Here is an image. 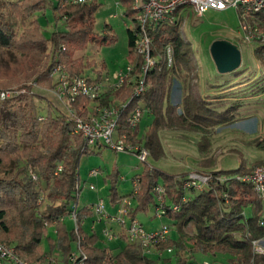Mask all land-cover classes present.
Listing matches in <instances>:
<instances>
[{
    "label": "trees",
    "instance_id": "16d2710c",
    "mask_svg": "<svg viewBox=\"0 0 264 264\" xmlns=\"http://www.w3.org/2000/svg\"><path fill=\"white\" fill-rule=\"evenodd\" d=\"M45 1L9 0L6 6L0 4V52L10 48L20 52L16 59L9 58V68L0 73V90L27 88L26 93L0 101V239L14 244L19 254L31 261H47L48 255L58 250L62 256V263H58H69V256L75 244H78L80 235L81 248L88 256L86 264H161L159 259L171 262L170 257L143 255L133 242H125L113 248L102 246L96 232L88 233L83 229L82 220L91 214L86 208L78 210L79 235L74 227L69 228L66 223L55 224L56 238L48 235L47 227L68 214L77 200L80 157L87 151H83V136L74 132L75 124L66 112L58 111L49 103L48 113L42 115L43 120L39 119L41 114L36 99L40 96L31 92L33 85L30 82L45 81L53 88L56 82L51 72L57 64H64L71 76L84 75L88 67L96 65L94 60L75 56V53L78 47L87 46L96 36L99 37L95 30L94 16L99 4L94 0L61 6L58 0L54 7L55 15L57 22L66 20L65 29L57 28L47 38L40 21L34 20L32 27H25L18 35L12 18H26L43 10ZM119 2L127 6L125 14L132 16L136 22L134 27L128 28V61L135 64V73L138 74L144 65V58L137 56L135 51L137 37L134 29L138 28V24L132 10V0ZM181 9H178V15ZM253 20L264 32V9L256 13ZM147 30L151 37V54L156 58V64L147 72L146 92L126 107L121 131L129 132L128 113L140 102L153 119L145 133L140 132V124L130 135L132 140L143 142L150 156L155 159L163 156L164 147L159 133L171 128L201 133L199 149L206 153L213 129L230 121L237 107L216 110L192 86H188L185 88L180 112V104H174L171 99L173 82L176 78L186 80L198 68L194 47L183 37L181 19L175 23L148 25ZM102 39L105 42L109 40L107 36ZM169 45L174 51L172 65H168L165 55ZM254 55L264 69V43H258ZM234 72L242 78L237 70ZM101 76L102 72L98 71L97 77ZM132 91L133 88L126 85L110 101L116 102L115 98L126 101ZM88 103L86 97H79L72 106L84 115ZM251 143L264 150V138L254 139ZM20 161L24 164L20 165ZM60 163L63 165L62 171L54 175ZM263 163L264 158L249 167L241 163L237 170H210L216 176L225 174L228 178L224 181L214 179L210 187L203 191L194 188L185 191L182 188L183 178L188 171L180 175L170 174L147 165L140 174V189L131 213L135 215L137 212H146L149 204L154 203L153 188L162 174L168 204L180 203L181 209L169 210L166 215L172 220L171 224L176 228L178 236L160 245V249L173 245L176 256L177 249L181 248L212 253L215 258L218 254L228 255V264H264V255L256 254L252 245L253 239L264 237V224H261L264 221V200L258 198L251 184L237 178L251 171L255 165ZM30 169L38 175L37 180L31 177ZM117 181L118 173H115L111 187L114 202L122 198L117 193ZM225 194L228 199L224 197ZM40 196L43 198L41 202ZM184 196L186 200H183ZM246 208L251 210L250 215L245 214ZM45 221L49 225H45ZM187 225L193 227L192 236L185 231ZM46 238L49 250L42 246ZM177 259L176 264H195L189 258Z\"/></svg>",
    "mask_w": 264,
    "mask_h": 264
},
{
    "label": "rangeland",
    "instance_id": "374dc122",
    "mask_svg": "<svg viewBox=\"0 0 264 264\" xmlns=\"http://www.w3.org/2000/svg\"><path fill=\"white\" fill-rule=\"evenodd\" d=\"M9 0H0V4L6 6ZM21 1V0H14ZM99 6L95 11V30L99 34L87 46L78 47L75 56H84L85 59L94 60L96 65L88 67L84 75L94 77L98 71L102 75L113 74L128 65L129 42L128 28L135 26V20L128 16L127 6L119 0H97ZM58 0H46L45 8L34 12L29 17H13L14 29L19 35L23 29L33 26L34 20H39L41 28L47 38H50L57 28L65 29L66 20L57 22L55 5ZM183 37L191 43L195 50L197 69L186 80L174 79L171 99L174 104H180L185 93V88L192 86L203 99L210 102L211 106L219 111L230 107H237L230 121L216 126L209 135L210 145L206 153L199 149L201 133L186 129H163L159 136L164 147V154L159 159L148 157L147 163L142 162L136 154L127 151H116L102 146H90V149L80 157L78 173L81 184L80 196L76 202L79 209L95 203L102 198L109 206L111 198L112 178L118 173L116 184L118 195H128L134 189V177L143 173L145 167L158 168L170 174L180 175L191 170H237L241 163L248 167L253 162L264 158V150L252 144L254 139L264 138V69L254 55V48L258 42H245L238 34L240 17L237 8H229L224 11L206 9L204 15L199 17L189 8H182L179 12ZM107 36L105 42L102 38ZM215 39H228L236 43L242 51V63L237 69L241 74L219 73L210 54V44ZM20 52L16 48L4 49L0 52V73L9 68L8 60L16 59ZM108 72V73H106ZM243 81L242 83H240ZM40 98L36 99L39 113H48L49 103L58 111L66 112V106L56 99L53 88L45 81L35 88ZM153 117L146 109L140 127V132L145 133ZM210 161V162H209ZM207 163V164H206ZM20 165L24 162L20 161ZM264 164V163H263ZM260 164V165H263ZM258 166V165H255ZM254 166V167H255ZM99 170L97 176L90 175L91 169ZM96 185L90 188V184ZM158 184H164V176L158 177ZM135 200V199H134ZM136 204V200L134 201ZM251 210L246 208L245 214L250 215ZM138 219L148 229H157L163 223H172V220L154 215V203L149 204L145 212H137ZM97 219L89 215L85 218L84 228L92 233L94 226L102 246L115 247L125 242L122 239L110 241L103 235V223L94 222ZM66 224L73 228L74 222L67 215ZM48 228V235L56 238V226ZM92 231V232H91ZM185 231L193 235V227L187 225ZM173 236L177 237V230L173 228ZM44 249L49 250V241L42 242ZM77 251V244L74 251ZM177 256L166 254L171 262L159 259L161 264H176L178 259L189 258L195 264L202 262L226 263L228 255L202 253L199 251L177 249ZM53 258L55 262L62 263V256L58 250L48 255L47 259Z\"/></svg>",
    "mask_w": 264,
    "mask_h": 264
},
{
    "label": "built area",
    "instance_id": "2783aa9c",
    "mask_svg": "<svg viewBox=\"0 0 264 264\" xmlns=\"http://www.w3.org/2000/svg\"><path fill=\"white\" fill-rule=\"evenodd\" d=\"M94 0H60L61 6L70 4H84ZM189 8L199 17L204 15L206 9L224 11L229 8H237L240 23L238 34L245 42L264 43V32L259 25L254 22L255 14L264 9V0H132V10L137 19L138 28L134 29L137 37L135 51L137 56L144 58V65L140 73H135V64L128 61L124 69L113 74L102 75L101 77H90L86 75L71 76L66 70L64 64H57L51 72L56 86L53 87V94L56 99L66 106V113L70 120L75 124L74 132L79 133L85 140L83 151H88L90 146L108 147L116 151H127L136 154L139 159L146 163L150 156L149 150L143 142L132 140L133 134L140 126L146 108L139 102L132 107L127 116V131H121V120L126 111V107L133 99H139L147 90L148 82L146 75L148 70L156 64V58L151 54V37L148 33V25H157L162 22L175 23L179 19L177 14L180 8ZM65 48V47H64ZM168 65H172L174 51L171 45L166 47L165 51ZM33 85L31 92H36L35 88L39 82H30ZM133 88L128 100L110 101L114 95L124 86ZM27 88H11L0 90V101L13 98L21 93H26ZM79 97H86L89 100L85 114L82 115L72 106ZM43 120V116H39ZM62 163L58 164L54 175H59L62 171ZM99 170L93 168L90 175L96 176ZM30 175L37 180L38 175L30 169ZM79 177V173H78ZM227 175L216 176L210 170H191L185 175L182 181V188L186 191L194 188L197 191H203L210 187L214 179L226 180ZM241 181L251 184L258 198L264 200V164L255 166L251 171L237 177ZM134 189L130 195H124L116 203L115 212L108 210L106 202L100 198L92 203L89 208L93 211L97 221H104L106 225L103 228V235L107 240L114 241L122 239L125 242H133L141 250L143 255L150 257H163L175 251V246L168 245L160 249L159 246L169 242L173 237L174 226L171 223H163L159 228L148 230L143 223L132 215L131 210L133 201L140 189V175L134 177ZM96 186L91 183L90 188ZM81 184L78 181L76 185L77 198L80 196ZM154 194V215L159 218L166 217L169 210L179 211L180 203L169 205L167 202V190L164 184L156 183L153 188ZM228 199V195H224ZM40 196V202L42 200ZM187 197H183L186 200ZM78 205L74 202L68 214L61 216L52 224L64 222L69 215L74 222V230L79 235L78 224ZM264 224V221H261ZM45 225H49L45 221ZM119 227V230L115 229ZM81 237L79 235L77 248L69 256L67 264H86L87 254L80 245ZM253 250L256 254L264 255V237L252 240ZM0 264H59L53 258L31 261L22 257L13 244L5 243L0 239ZM201 264H228L222 262H202Z\"/></svg>",
    "mask_w": 264,
    "mask_h": 264
},
{
    "label": "water",
    "instance_id": "95a60500",
    "mask_svg": "<svg viewBox=\"0 0 264 264\" xmlns=\"http://www.w3.org/2000/svg\"><path fill=\"white\" fill-rule=\"evenodd\" d=\"M209 50L219 73H230L241 66L242 51L236 43L228 39H215Z\"/></svg>",
    "mask_w": 264,
    "mask_h": 264
},
{
    "label": "crops",
    "instance_id": "0c3cea01",
    "mask_svg": "<svg viewBox=\"0 0 264 264\" xmlns=\"http://www.w3.org/2000/svg\"><path fill=\"white\" fill-rule=\"evenodd\" d=\"M106 73H108V72H106ZM96 176H97V175H96ZM95 186H96V185H95ZM122 196H124V195H122ZM134 201H135V200H134ZM134 201H133V206H135ZM116 202H117V201L114 202V201L112 200V197L110 198L109 206L111 207V211H112V212H115L116 209H117V205H116L117 203H116ZM89 206H90V205L85 206V208L88 209V210L91 212V214H90L91 216H92V215L94 216V213H93V211L89 208ZM78 210H81V209L78 208ZM135 215L137 216V214H135ZM87 216H89V215H87ZM85 218H86V217H85ZM85 218L82 220V226H83V229L89 233L90 231L84 228ZM137 218H138V217H137ZM65 220H66V218L64 219V222H62V223H66ZM94 222L103 223L104 225H106V223H105L104 221H97L96 219H94ZM51 225H53V224H51ZM114 227H115L116 230H119V227H117V226H115V225H114ZM90 230H93V232H96V230L94 229V226H93V225L91 226ZM91 232H92V231H91ZM93 232H92V233H93ZM124 243H125V242H124ZM124 243H123V244H124ZM119 244L121 245V243H119Z\"/></svg>",
    "mask_w": 264,
    "mask_h": 264
},
{
    "label": "bare ground",
    "instance_id": "6f19581e",
    "mask_svg": "<svg viewBox=\"0 0 264 264\" xmlns=\"http://www.w3.org/2000/svg\"><path fill=\"white\" fill-rule=\"evenodd\" d=\"M14 245V244H13ZM15 246V245H14Z\"/></svg>",
    "mask_w": 264,
    "mask_h": 264
}]
</instances>
